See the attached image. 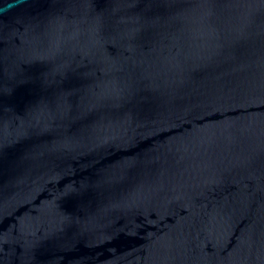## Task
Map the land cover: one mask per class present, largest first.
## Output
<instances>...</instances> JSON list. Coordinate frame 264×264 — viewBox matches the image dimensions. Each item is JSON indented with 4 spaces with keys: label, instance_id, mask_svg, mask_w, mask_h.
Masks as SVG:
<instances>
[{
    "label": "water",
    "instance_id": "95a60500",
    "mask_svg": "<svg viewBox=\"0 0 264 264\" xmlns=\"http://www.w3.org/2000/svg\"><path fill=\"white\" fill-rule=\"evenodd\" d=\"M0 264H264V0H0Z\"/></svg>",
    "mask_w": 264,
    "mask_h": 264
}]
</instances>
